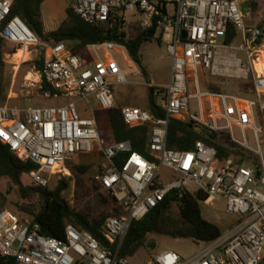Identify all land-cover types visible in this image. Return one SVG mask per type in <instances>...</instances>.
Here are the masks:
<instances>
[{
  "label": "built area",
  "instance_id": "built-area-1",
  "mask_svg": "<svg viewBox=\"0 0 264 264\" xmlns=\"http://www.w3.org/2000/svg\"><path fill=\"white\" fill-rule=\"evenodd\" d=\"M14 1L0 0V39L12 47L3 55L20 67L34 60L33 53L43 51L44 62L41 69L31 64L22 88L11 91L9 98L65 103L1 106L0 142L21 161L37 166L30 178L44 188L50 185L48 174L60 180L71 177V161L99 152L108 164L94 179L112 196L119 214L103 224V236L110 244L104 247L72 225L67 226L64 240L46 237L33 218L4 209L0 212V258H12L15 264H129V258L119 257V250L131 224L177 191L180 197L203 194L206 206L223 202L231 216L229 228L217 241L204 244L191 260L167 249L149 264H261L264 30L246 24L243 0H69L72 11L90 25L119 23L124 28L129 17L142 20L145 29L157 24L161 44L171 58L170 82L152 87L165 118L157 119L139 107L121 108L130 128L152 124L148 143L152 160L135 152L130 142L106 144L92 106L94 99L100 110L117 108L113 88L126 85L131 71L120 65L114 53H121L131 68L134 62L127 49L110 42L90 45L87 50L93 61L88 63L64 43L41 41L20 17L12 16ZM230 25L237 38L227 44ZM20 53L27 58L17 60ZM206 72L213 78L244 83L249 89L211 91L202 81ZM171 119L191 124L206 136L225 137L234 152L221 159L217 149L203 141L191 151L169 148ZM249 135L256 148L250 146ZM118 156L125 157L121 165L115 162ZM163 169L171 172L167 181Z\"/></svg>",
  "mask_w": 264,
  "mask_h": 264
},
{
  "label": "trees",
  "instance_id": "trees-1",
  "mask_svg": "<svg viewBox=\"0 0 264 264\" xmlns=\"http://www.w3.org/2000/svg\"><path fill=\"white\" fill-rule=\"evenodd\" d=\"M44 1L15 0L12 16L20 17L41 41L52 45L64 43L74 54H81L90 45L106 42L124 46L147 83L150 84L147 70L143 65L142 49L146 44L155 40L158 32L160 33L157 24L144 29L130 39L127 38L121 24L90 25L69 7L67 18L61 26L56 31L46 32L42 18ZM253 7H255L254 4ZM258 27L264 30V19ZM236 38L235 27L230 25L225 42L232 44ZM157 41L161 44L160 36ZM5 46L9 45L0 39V77ZM43 62V51H38L34 54V60L31 63L36 64L37 68L41 69ZM208 89L215 92L220 91L218 87L213 85H210ZM153 90V88H149L146 110L157 119H163L165 112L156 106ZM107 119L114 143L130 142L135 152L152 160L148 149L151 123L130 128L123 120L121 108L108 110ZM198 141L215 147L221 159L234 152L225 137L219 140L215 134L206 136L203 132H198L191 124L172 119L169 121L167 130L169 148L191 151ZM124 159V156H118L115 162L121 165ZM36 169L35 164L21 161L12 154L7 146L0 142V179H8L10 187L7 193L0 191V212L7 209L10 191H15L20 201L16 204L17 212L15 213L33 218L40 225L42 235L64 240L67 226L72 225L79 231L93 235L104 247H110L103 236L102 227L109 217L119 214V208L112 196L110 195L109 198L102 197L104 204H110L112 213L108 216L92 217L87 213L75 210L63 196L64 192L70 188L73 176H71L72 178L61 179L56 188L52 190L49 187H41L32 181L30 173ZM87 169L88 167L75 166L71 167L70 171L78 176L84 174ZM25 175L30 179L29 184H25L22 180ZM97 188L100 189V187ZM205 200L206 197L201 193L185 194L180 197L177 191L171 192L161 204L152 209L143 219L133 221L119 250V257L130 259L148 245L155 248V244L150 243V237L154 235L167 236L172 239H189L197 244H209L217 241L223 232L217 224L203 218L201 204ZM173 206H176L179 211L177 218L171 216ZM0 264H15V261L12 258H0ZM261 264H264V258Z\"/></svg>",
  "mask_w": 264,
  "mask_h": 264
},
{
  "label": "rangeland",
  "instance_id": "rangeland-1",
  "mask_svg": "<svg viewBox=\"0 0 264 264\" xmlns=\"http://www.w3.org/2000/svg\"><path fill=\"white\" fill-rule=\"evenodd\" d=\"M253 4L255 7H253ZM66 0L59 2L57 9L59 10V16L65 12ZM69 8V5H68ZM243 13L247 16L246 24L248 26H256L262 22L264 19V0H243L241 4ZM56 8H54L55 10ZM43 17V16H42ZM143 21L138 18L129 17L126 26L123 28L127 35V38H134L138 33L144 30ZM160 33L158 32L155 40L151 43L146 44L142 49L143 65L147 70L149 82L142 75L140 69L132 63L129 68V64L124 60L123 56L119 52H115L114 56L119 61L120 65L126 69V71H131L128 76V83L126 85H119L113 88L114 98L116 100V107H139L146 110L148 106V95L149 88L156 85H166L170 82L171 77V58L169 57L166 47L160 44L157 39ZM10 46H5L6 52L11 51ZM33 53V58H34ZM83 57L87 55L89 57L93 54L90 50H85L81 52ZM21 56L17 58L20 60ZM12 59L5 57L3 55V64L1 68L0 77V107L4 105L16 106V107H27V106H53L62 105L65 103L63 100L57 101H33L29 103L24 98H9L11 91L19 92L24 83V79L27 76L31 68V61L26 62V64L16 67L11 63ZM204 86L207 88L210 85L216 86L219 89H223L225 92H243L248 90V86L244 83H236L233 80L213 78L209 76L206 72L202 78ZM13 96V94H12ZM93 108L95 109V115L97 118V123L99 126V131L101 133V138L106 144H112L113 138L111 133V128L107 119V111L99 109L98 104L95 100H92ZM81 105L79 104V107ZM192 111L197 113V106L195 102H192ZM264 140V133L260 136ZM237 138L241 139L240 136ZM250 146L256 148L255 141L252 135H249ZM264 152V146H263ZM108 162L103 158L99 152H94L88 155H81L75 160L69 163V168L75 166L88 167L84 174H79L73 176L70 188L64 192V198L71 204V206L80 212L87 213L92 217H102L108 216L112 213V208L110 204H104L102 202V197L109 198V194L103 192L97 187L99 185L95 182V176L99 174ZM170 171L163 169L161 174L163 175L165 181L170 177ZM47 179L50 181L49 188L54 190L59 183L60 179L56 176L48 174ZM72 178V177H71ZM23 182L25 184L30 183V179L27 175L23 176ZM9 181L6 178L0 179V191L7 193L9 190ZM8 195V205L7 209L12 212H17L16 204L20 203L19 197L15 191H10ZM202 216L205 220L217 224L222 232H225L229 228L231 222V216L224 211L223 202H216L210 206H206L204 203L201 204ZM20 217L24 218L27 216H22L17 213ZM179 211L176 206L171 209V216L177 218ZM150 243L155 244V248L148 245L147 247L141 249L134 257L129 259V264H149L153 258L164 250H172L177 252L184 260H191L195 258L201 250L204 248V244H197L189 239H172L167 236H157L154 235L150 237Z\"/></svg>",
  "mask_w": 264,
  "mask_h": 264
},
{
  "label": "crops",
  "instance_id": "crops-1",
  "mask_svg": "<svg viewBox=\"0 0 264 264\" xmlns=\"http://www.w3.org/2000/svg\"><path fill=\"white\" fill-rule=\"evenodd\" d=\"M61 1L62 0H45L42 5V16H43L42 18L46 32L56 31L67 18V9L69 5V0H66L67 5H65L64 7L65 12L62 14V16H59V10L57 9V7H59L58 4ZM54 8L56 9L54 10ZM248 16L249 13L247 14V17ZM84 58L87 60L88 63H92L93 61L92 56L89 57L87 55Z\"/></svg>",
  "mask_w": 264,
  "mask_h": 264
},
{
  "label": "bare ground",
  "instance_id": "bare-ground-1",
  "mask_svg": "<svg viewBox=\"0 0 264 264\" xmlns=\"http://www.w3.org/2000/svg\"><path fill=\"white\" fill-rule=\"evenodd\" d=\"M19 56H21V58L20 59H22L24 56H23V54L22 53H20L19 55H17V57L16 58H18ZM27 56L28 55H26L24 58L26 59L27 58Z\"/></svg>",
  "mask_w": 264,
  "mask_h": 264
},
{
  "label": "water",
  "instance_id": "water-1",
  "mask_svg": "<svg viewBox=\"0 0 264 264\" xmlns=\"http://www.w3.org/2000/svg\"><path fill=\"white\" fill-rule=\"evenodd\" d=\"M184 37H186V34H184ZM196 130H197V131H200V129H199V128H196Z\"/></svg>",
  "mask_w": 264,
  "mask_h": 264
}]
</instances>
